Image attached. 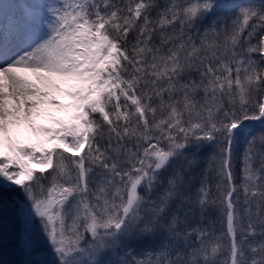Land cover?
<instances>
[{"label": "snow or ice", "instance_id": "obj_1", "mask_svg": "<svg viewBox=\"0 0 264 264\" xmlns=\"http://www.w3.org/2000/svg\"><path fill=\"white\" fill-rule=\"evenodd\" d=\"M8 215L15 264H264V0H0Z\"/></svg>", "mask_w": 264, "mask_h": 264}, {"label": "rangeland", "instance_id": "obj_2", "mask_svg": "<svg viewBox=\"0 0 264 264\" xmlns=\"http://www.w3.org/2000/svg\"><path fill=\"white\" fill-rule=\"evenodd\" d=\"M59 95H61V98H60L61 102L64 101L62 103H65L66 99H68V98L62 94H59ZM52 112L54 114V111H52ZM61 114H64V113L62 111H59V112H56L55 115L57 116V115H61ZM43 123L48 124L47 121H44ZM254 123H256V125ZM25 126H26V124H21V127H25ZM48 126H52L51 123H49ZM252 127L253 128L258 127V122H253ZM238 149H239V147L236 148V152L238 151ZM5 199H7V198H5ZM13 238H14V233L12 231L11 216L8 215L7 219L4 222L2 243H0V262L7 261L8 264H15V262L26 259V257H24L14 247Z\"/></svg>", "mask_w": 264, "mask_h": 264}, {"label": "bare ground", "instance_id": "obj_3", "mask_svg": "<svg viewBox=\"0 0 264 264\" xmlns=\"http://www.w3.org/2000/svg\"><path fill=\"white\" fill-rule=\"evenodd\" d=\"M5 2H15V0H5ZM57 98L60 99L61 98V95H57ZM68 101V99H66V102ZM64 102V101H62ZM65 102V103H66ZM45 107H48V106H45ZM50 111H54V114H56V112H59L55 109H49ZM57 116H64V114H61V115H57ZM33 120L35 122V124L37 126H48L50 121L48 119L47 116H33ZM44 121H47L48 124H45L43 123ZM21 124H26V123H21ZM21 124L18 126V127H14L13 130H12V135H13V138L14 139H20L22 141H25V142H28V141H35L36 139V134L32 132L31 128L26 124L25 127H21Z\"/></svg>", "mask_w": 264, "mask_h": 264}, {"label": "trees", "instance_id": "obj_4", "mask_svg": "<svg viewBox=\"0 0 264 264\" xmlns=\"http://www.w3.org/2000/svg\"><path fill=\"white\" fill-rule=\"evenodd\" d=\"M255 125H256V124H255ZM255 125H254V126H255ZM235 151H236V150H235ZM238 151H239V149H238ZM238 151H237V152H238Z\"/></svg>", "mask_w": 264, "mask_h": 264}]
</instances>
